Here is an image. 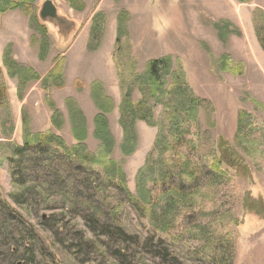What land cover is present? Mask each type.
I'll return each instance as SVG.
<instances>
[{"label": "rangeland", "instance_id": "rangeland-1", "mask_svg": "<svg viewBox=\"0 0 264 264\" xmlns=\"http://www.w3.org/2000/svg\"><path fill=\"white\" fill-rule=\"evenodd\" d=\"M35 1L29 14L23 10L0 13V92H4V99L2 96L0 100V264H212L210 257H213L214 249L211 245L182 238L180 229L156 231L149 216H140L114 184L95 192L86 183H81L85 179L83 174L67 175L57 156L43 154L37 159L27 155L22 160L15 159V147L23 144V108L27 109L36 133L53 130L52 113L42 81L31 82L24 89V100L19 99L18 80L9 77L3 56L6 48L11 47L12 58L29 65L42 79L56 68L58 75L63 73L65 85L62 88L52 85L51 78L50 96L67 118L57 135L72 146L76 141L65 107L67 98L76 99L90 118L89 130L94 129L97 114L90 92L94 81L103 83L107 94L116 95L121 103L113 54L117 19L125 11L139 71L143 72L150 60L164 56H172L175 62L181 61L193 94L215 108V127L208 129L202 114V131L208 130L212 137L208 139L212 141L218 142L222 138L240 149L235 138L241 112L253 117V125L251 130H246L247 133L257 135L264 127V48L253 24L254 12H264V0H82L83 11L71 8L66 0H54L60 13L75 20L78 29L71 37L63 38L52 26L41 23L49 31L50 42L44 60L40 58L42 43L31 46L32 38L43 39L31 16L38 17L44 0ZM81 3L78 2V7ZM99 13L104 14L105 31L101 38L95 39L94 49L90 50L93 17ZM224 22L231 23L232 30L238 34H231L225 42L215 28L216 24L224 28ZM210 53L241 62L245 70L238 75L223 73L217 76ZM59 63L63 64L62 68ZM133 98L138 101L141 94L136 90ZM154 112L156 121L161 107L155 106ZM109 116L116 140L112 158L125 176L126 188L135 195L136 177L154 147L157 128L139 121L138 148L126 156L121 152L123 130L118 109ZM93 131H89L86 144L95 152L99 141L94 138ZM201 149L204 151L197 150V159L205 158L211 150L207 141ZM11 159L21 163L14 169L22 186L14 183ZM247 163L250 168L248 177L231 171L238 183L240 200L231 198L229 193L222 203L204 204L192 215V223L189 222V227L209 226V231L215 235L228 227L234 232L235 254L232 258L229 254L223 257L227 261L225 264H264V219L244 212L242 205L246 193L264 199V161L254 164L247 160ZM100 175L106 182V178ZM152 188L154 195L158 196L161 191ZM119 206L122 212L116 218V207ZM228 209L239 219L238 226L228 225L225 216L219 217L214 227L209 224ZM18 221H23L26 229H21ZM123 234L138 239L128 244ZM73 243L81 245L79 250L71 248ZM225 247L223 251H229V246ZM123 250L127 252L124 258L117 254ZM30 258L33 259L31 263L27 261Z\"/></svg>", "mask_w": 264, "mask_h": 264}, {"label": "trees", "instance_id": "trees-1", "mask_svg": "<svg viewBox=\"0 0 264 264\" xmlns=\"http://www.w3.org/2000/svg\"><path fill=\"white\" fill-rule=\"evenodd\" d=\"M66 1L75 10L83 11L85 9L84 4L81 3L82 0ZM35 2V0H0V13L23 10L29 14V9ZM78 2L81 3L80 7H78ZM127 14L123 11L118 16L116 47L113 54L121 90V103L118 111L120 114L119 124L123 130L122 154L130 156L138 148L137 123L139 121L146 122L149 127L157 128L154 147L136 177V194L132 195L128 191L125 176L120 171L115 159L112 158L116 140L111 129L109 115L117 109V106L107 94L103 83L94 81L90 88L91 100L97 111L93 129V136L99 141L97 150L92 152L86 144L89 136L88 121L84 111L72 97L66 99L65 107L71 125V133L76 143L68 146L66 141L57 135L64 128L67 118L57 108L50 96L51 78L53 79L52 85L62 88L65 85L63 73L60 72L58 75L56 68L42 79L29 65L15 61L12 58L11 47H9L5 50L3 63L9 77L18 80L17 95L19 99L24 100V89L31 82L42 81L47 92L46 101L51 109V124L53 126V130L44 133L34 132L31 127V117L27 109L23 108V144L15 147L14 157L22 160L23 156L27 155L37 159L43 154L57 156L60 158V164L66 168L67 175L77 174L80 176L83 174L85 179L81 183H86L88 188H92L95 192H100L101 187L109 186L110 183L114 184L125 194L129 203L140 216H149L156 231L172 232L180 229L182 238L204 241L212 246L214 249L213 257H210L212 264H225L224 262L227 261L223 257L229 254L232 258L235 254L234 232L230 231L228 227L218 231L215 235L211 232L212 230L209 231V226L193 225V227H189V222L192 223V215L203 208L204 204L222 203L229 193L231 198L235 197L236 200H240L238 183L231 171L240 172L248 177L250 168L247 160L254 164L264 161V127L261 133H256L257 135H254L253 132H248V134L246 130H251L253 117L247 112H241L238 117V131L235 138L240 149L232 147L222 138L218 142L208 139L212 137L208 130L202 131L201 116L204 115L207 128L213 129L216 125L213 121L214 106L193 94L183 63L175 62L172 56L152 59L146 64L143 72L139 71V60L134 55L133 43L127 29L128 20L125 18ZM103 15L99 13L93 17L88 44L90 50L94 49L95 39L99 36L101 38L104 34ZM31 20L38 26L37 28L43 36L42 41L32 38L31 46L36 47L40 42L42 43L40 58L44 60L47 58L50 44L47 36L49 31L45 25L41 24L36 15H32ZM253 24L256 35L264 48L263 11L256 10L254 12ZM215 28L219 30L223 42L227 41L225 39H228L231 34L238 35L237 31L232 30L233 26L229 22H224V28H220L218 24L215 25ZM209 56L217 76L223 73L238 75L245 70L243 63L235 62L228 56H216L213 53H210ZM60 66L62 68L63 64ZM136 90L141 94L138 101L133 98ZM2 96L4 99V92H0V100ZM155 106L161 107V113L156 121ZM205 141L211 150L206 154L207 156L205 155V158L197 159L199 156L197 150L204 151L201 146L205 145ZM14 160H10L14 183L16 186H22L14 169L15 165L19 166L21 163L14 162ZM100 173L106 178V182H103ZM152 187L161 191L158 196L154 195ZM81 192L78 194L79 196ZM200 202L202 203L200 204ZM199 205L201 206L198 207ZM242 205L244 212L264 219L263 198H253L250 193H246L242 198ZM116 208V218H119L122 208L121 206ZM222 216L228 218L227 224L230 226L240 224L239 219L233 216L231 209L219 214L209 224L214 227L215 221ZM21 222L23 223V221ZM21 222L18 221L20 228L26 229ZM31 236L34 240L36 239L35 236ZM123 236L125 235L123 234ZM125 238V242L128 244L138 239L127 236ZM225 245L229 246V251H223L226 248ZM80 246V244L73 243L71 248L79 250ZM117 254L124 258L127 252L123 250ZM27 261L31 263L33 259L30 258Z\"/></svg>", "mask_w": 264, "mask_h": 264}, {"label": "water", "instance_id": "water-1", "mask_svg": "<svg viewBox=\"0 0 264 264\" xmlns=\"http://www.w3.org/2000/svg\"><path fill=\"white\" fill-rule=\"evenodd\" d=\"M38 19L41 23L52 26L56 34L63 38L71 37L76 32V29H78L75 20L60 13L54 0H44L41 2Z\"/></svg>", "mask_w": 264, "mask_h": 264}, {"label": "crops", "instance_id": "crops-1", "mask_svg": "<svg viewBox=\"0 0 264 264\" xmlns=\"http://www.w3.org/2000/svg\"><path fill=\"white\" fill-rule=\"evenodd\" d=\"M91 88V87H90ZM109 95V94H108ZM114 101H115V103L117 104V103H119L120 104V102L118 101V99H117V97H116V95H113V94H111V95H109ZM118 106L119 105H117V109H118ZM96 110V109H95ZM97 112V111H96ZM63 113V112H62ZM86 115V114H85ZM91 115V114H90ZM91 117V116H90ZM86 118H87V121H88V123H89V117L88 116H86ZM109 120H110V124H111V119H110V116H109ZM90 132L91 131H93V129H91L90 128V130H89Z\"/></svg>", "mask_w": 264, "mask_h": 264}]
</instances>
